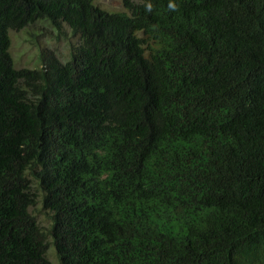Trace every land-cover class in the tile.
<instances>
[{
    "label": "trees",
    "instance_id": "1",
    "mask_svg": "<svg viewBox=\"0 0 264 264\" xmlns=\"http://www.w3.org/2000/svg\"><path fill=\"white\" fill-rule=\"evenodd\" d=\"M121 4L0 0V264H51L32 183L59 264H264V0Z\"/></svg>",
    "mask_w": 264,
    "mask_h": 264
},
{
    "label": "rangeland",
    "instance_id": "2",
    "mask_svg": "<svg viewBox=\"0 0 264 264\" xmlns=\"http://www.w3.org/2000/svg\"><path fill=\"white\" fill-rule=\"evenodd\" d=\"M139 1V0H133ZM93 3L108 12L122 10L121 0H93ZM9 53L16 69H38L41 66V58L47 52H52L61 62L68 60L70 49L79 43V37L70 34L67 26H63L58 32L46 20H38L26 27L9 31ZM31 192L34 193V204L29 207V213L34 217L46 237V258L51 264H59L52 245L50 230V213L43 209L41 193L31 184Z\"/></svg>",
    "mask_w": 264,
    "mask_h": 264
},
{
    "label": "clouds",
    "instance_id": "3",
    "mask_svg": "<svg viewBox=\"0 0 264 264\" xmlns=\"http://www.w3.org/2000/svg\"><path fill=\"white\" fill-rule=\"evenodd\" d=\"M151 6L149 5V8H150ZM169 7L170 8H173L174 7V5H172V4H169Z\"/></svg>",
    "mask_w": 264,
    "mask_h": 264
}]
</instances>
